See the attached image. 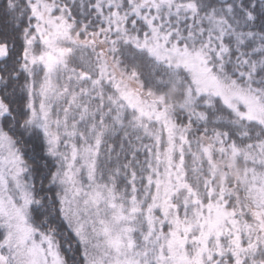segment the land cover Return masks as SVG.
Wrapping results in <instances>:
<instances>
[{
    "label": "snow or ice",
    "instance_id": "obj_1",
    "mask_svg": "<svg viewBox=\"0 0 264 264\" xmlns=\"http://www.w3.org/2000/svg\"><path fill=\"white\" fill-rule=\"evenodd\" d=\"M0 264H264V0H0Z\"/></svg>",
    "mask_w": 264,
    "mask_h": 264
}]
</instances>
